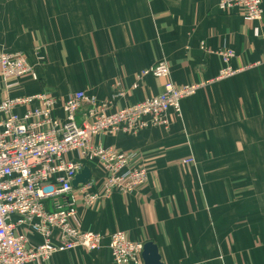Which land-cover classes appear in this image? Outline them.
I'll return each instance as SVG.
<instances>
[{
  "label": "crops",
  "instance_id": "obj_1",
  "mask_svg": "<svg viewBox=\"0 0 264 264\" xmlns=\"http://www.w3.org/2000/svg\"><path fill=\"white\" fill-rule=\"evenodd\" d=\"M221 1L0 0V52L25 55L38 76L0 79V103L43 91L62 103L82 91L122 108L164 92V79L142 75L161 61L176 87L216 79L224 49L234 69L260 64L184 99L167 130L98 137L146 168L148 184L89 207L75 189L80 226L104 236L101 249L37 264H115L118 231L153 243L162 264H264V19L222 13ZM55 115L64 117L59 106ZM89 168L100 193L102 168Z\"/></svg>",
  "mask_w": 264,
  "mask_h": 264
},
{
  "label": "built area",
  "instance_id": "obj_2",
  "mask_svg": "<svg viewBox=\"0 0 264 264\" xmlns=\"http://www.w3.org/2000/svg\"><path fill=\"white\" fill-rule=\"evenodd\" d=\"M219 10L236 13L247 22L264 19L263 0H222ZM224 66L211 81L176 87L171 70L161 61L143 76L164 79V92L154 98L122 108L99 102L85 92L74 93L60 103L47 91L30 96L7 97L0 103V264H37L56 254L76 250L96 252L104 236L83 231L79 209L74 201L73 182L84 168L99 165L103 171L101 192L96 183L79 187L85 206L109 200L115 193L134 194L149 181V171L133 165L132 156L95 140L119 134L137 136L151 128H170L169 114L182 116V102L214 82L228 80L260 64L234 69L236 53L222 50ZM264 63V62H263ZM32 78L34 67L20 53H0V79L11 81ZM58 106L63 118L55 115ZM70 154L80 158L73 161ZM193 158L183 166L193 164ZM40 238L39 243L32 241ZM145 244L128 239L118 231L110 237L115 264L142 262Z\"/></svg>",
  "mask_w": 264,
  "mask_h": 264
},
{
  "label": "water",
  "instance_id": "obj_3",
  "mask_svg": "<svg viewBox=\"0 0 264 264\" xmlns=\"http://www.w3.org/2000/svg\"><path fill=\"white\" fill-rule=\"evenodd\" d=\"M92 179V172L89 167L83 169V171L78 174L73 182L75 189H78L80 186H85L89 184ZM159 249L153 243L145 244L143 251V261L144 264H162L161 256Z\"/></svg>",
  "mask_w": 264,
  "mask_h": 264
},
{
  "label": "rangeland",
  "instance_id": "obj_4",
  "mask_svg": "<svg viewBox=\"0 0 264 264\" xmlns=\"http://www.w3.org/2000/svg\"><path fill=\"white\" fill-rule=\"evenodd\" d=\"M0 53H4V52L1 51ZM5 53H6V52H5ZM17 81H18V80H17ZM182 116H183V115H182ZM182 118H183V117H181V119H182ZM181 119H180V120H181ZM87 167H88V166H87ZM91 180H92V179H91ZM90 182H91V181H90ZM90 182H89V183H90ZM80 187H82V186H80ZM74 189H75V188H74ZM79 189H80V188H79ZM76 190H78V189H76Z\"/></svg>",
  "mask_w": 264,
  "mask_h": 264
}]
</instances>
